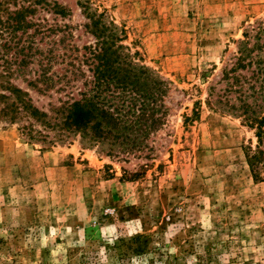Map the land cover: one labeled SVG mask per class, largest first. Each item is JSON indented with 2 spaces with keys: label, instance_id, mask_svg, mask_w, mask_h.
Returning <instances> with one entry per match:
<instances>
[{
  "label": "rangeland",
  "instance_id": "rangeland-1",
  "mask_svg": "<svg viewBox=\"0 0 264 264\" xmlns=\"http://www.w3.org/2000/svg\"><path fill=\"white\" fill-rule=\"evenodd\" d=\"M52 1L70 15L46 14L48 24L68 25L80 50L94 45L87 0ZM152 1L145 11L141 0L88 2L169 84L165 125L116 156L1 125L0 264H264V161L256 181L246 157L255 131L208 97L245 30L264 19V0ZM29 92L45 109L62 96Z\"/></svg>",
  "mask_w": 264,
  "mask_h": 264
},
{
  "label": "trees",
  "instance_id": "trees-1",
  "mask_svg": "<svg viewBox=\"0 0 264 264\" xmlns=\"http://www.w3.org/2000/svg\"><path fill=\"white\" fill-rule=\"evenodd\" d=\"M88 1L82 3L85 29L95 44L80 50L70 42L68 25L48 24L46 14L62 19L70 15L57 1L0 0V126L19 125L29 141L53 145L79 137L84 147H98L107 156L129 155L165 125L169 84L136 62L138 53L124 45V28L105 12H92ZM58 34V41L40 48ZM29 91L62 96L45 109ZM208 97L214 107L242 118L255 131L256 149L250 148L246 157L254 179L261 180L264 19L245 30Z\"/></svg>",
  "mask_w": 264,
  "mask_h": 264
},
{
  "label": "crops",
  "instance_id": "crops-1",
  "mask_svg": "<svg viewBox=\"0 0 264 264\" xmlns=\"http://www.w3.org/2000/svg\"><path fill=\"white\" fill-rule=\"evenodd\" d=\"M149 3H153V1L151 0V1H145V0H141V2H140V10H142V11H145L144 9L145 8H147V5L149 6Z\"/></svg>",
  "mask_w": 264,
  "mask_h": 264
}]
</instances>
